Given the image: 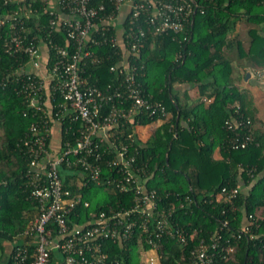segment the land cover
<instances>
[{
    "label": "trees",
    "instance_id": "16d2710c",
    "mask_svg": "<svg viewBox=\"0 0 264 264\" xmlns=\"http://www.w3.org/2000/svg\"><path fill=\"white\" fill-rule=\"evenodd\" d=\"M196 1L200 8L193 23L182 32L155 34L152 26L139 23L146 31L141 57L137 60L140 67L144 66L145 75L141 80L151 99L165 104L168 115L149 116L146 113L138 116L141 125L157 124L148 141H140L143 147L139 148L138 160L147 165V187L157 191L161 206L176 207L174 222L185 229L188 237L187 245H182L166 235L158 251L159 264L189 263L192 250L202 239L210 240L219 234L223 235V243L226 239L230 241L234 252L229 259L216 258L217 264H264V127L256 126L249 93L234 84L231 59L238 56L258 67L264 65V0ZM21 4L39 12L47 7L45 0H26ZM92 4L104 6L99 13L100 30L94 34L102 44L93 47L100 61L89 62L84 75L105 89L110 84H119L124 77L119 70H112L125 58L122 47L111 41L117 37V23L107 24L103 20L111 15L118 17L120 8L116 0H94ZM18 5L16 2L3 5L0 0V12L8 13ZM49 18V13L42 15L41 23L48 25ZM246 23L250 24L247 41L238 31V25ZM124 24L127 40L138 24L133 26L130 17ZM27 28L30 35L38 34L30 20ZM4 35L5 28L0 27V77L30 61L27 54L6 52ZM43 35L51 49L48 61L51 65L54 44L67 46L69 38L65 32L57 30L50 37ZM181 83H200L204 94H214L213 101L207 106L203 99L191 106L183 105L173 92L174 85ZM237 106H241L254 122V140L242 149L228 145L232 132L225 127V121L234 115ZM109 109L107 105L105 111ZM28 111L30 114L25 116ZM34 111L29 108L20 83L10 82L0 87V264L8 263L12 244L22 248L35 241L33 236L24 234L39 213L31 197L32 187L27 177L30 156L24 146V139L31 134L28 132L31 122L41 118L33 116ZM67 123L64 122L60 130L64 142L73 138L72 133L65 130ZM134 129L135 125L128 123L123 131ZM52 135L49 150L56 153L51 149ZM216 139L223 146L221 158L214 154ZM251 169L254 170L252 178L247 173ZM63 172L67 186L74 192H81L90 202L85 210L79 207L86 215L110 204L133 203L132 192L121 193L96 184L80 189L71 184L76 171L64 168ZM241 180L246 184L251 180V188L245 190ZM225 186H239L243 191L233 202L223 201L218 196ZM250 215L254 216L251 231L242 233L245 219L248 221ZM143 247L150 249L148 245ZM143 247L138 234L123 245L104 243V250L110 256L109 264H116V260L121 264H143Z\"/></svg>",
    "mask_w": 264,
    "mask_h": 264
},
{
    "label": "built area",
    "instance_id": "2783aa9c",
    "mask_svg": "<svg viewBox=\"0 0 264 264\" xmlns=\"http://www.w3.org/2000/svg\"><path fill=\"white\" fill-rule=\"evenodd\" d=\"M23 1L26 0H3V5L15 2L19 5L8 13L0 12V27L5 28L3 46L6 52L27 54L30 61L12 73L3 74L0 87H6L10 82L20 83L29 108L35 109L33 116L41 117L40 121L31 122L28 129L31 134L24 139L30 156L27 177L32 187L31 197L39 213L24 233L33 236L35 241L22 248L12 244L8 255L11 259L8 258L7 264H109L110 256L104 250V243L123 245L136 234L142 247H150L141 249L143 264H159L158 251L163 238L169 235L176 242L187 245V233L174 222L176 207L161 206L157 191L147 187V165L138 160L143 144L135 130L125 133L123 128L128 123L135 127L146 126L137 121L142 114L168 115L165 104L152 100L141 80L145 75L144 66L140 67L137 60L141 57L146 31L139 23L152 26L155 34L182 32L193 23L200 8L198 2L116 0L118 8L131 2L130 23L138 25L127 36L129 56L112 67L124 77L119 84H110L103 89L84 74L89 62L100 61L93 47L102 44L94 34L100 30L99 13L104 6L93 5L94 0H45L47 7L39 12L36 8H26L21 4ZM47 13L50 18L45 25L41 23L42 15ZM116 18L111 15L103 20L110 24ZM28 20L37 28L38 34L28 33ZM54 30L65 32L69 42L67 46L58 43L53 46L55 56L54 59L51 57V65L48 64L49 88L48 77L35 69L40 66L41 47L46 45L49 52L51 50L43 34L50 37ZM111 41L114 45L119 44L117 37ZM253 75L264 82V65L254 69ZM127 102L128 106L125 105ZM107 105L110 109L105 111ZM29 114V111L25 112V116ZM66 121L65 130L71 132L73 138L66 142L61 138L59 148L53 153L49 150V137L56 123L62 130ZM148 125L153 127L155 124ZM225 127L232 132L228 145L234 149L246 148L254 140V122L241 106H237L234 115L225 121ZM64 168L69 172L76 171L71 184L80 189L96 184L121 193L132 192V205L126 202L110 204L84 214L79 207L85 210L90 202L81 192H74L67 186ZM247 173L250 178L254 176L253 169ZM245 186L246 190L251 188V180ZM242 191L239 186H225L218 198L233 202ZM180 206L184 204L180 203ZM248 219L242 233L251 231L254 216L250 215ZM224 224L227 225V221ZM222 240L221 234L210 240L202 239L192 250L191 261L185 264H217L218 258L229 259L234 246L229 240L224 243ZM115 262L121 264L119 260Z\"/></svg>",
    "mask_w": 264,
    "mask_h": 264
},
{
    "label": "crops",
    "instance_id": "0c3cea01",
    "mask_svg": "<svg viewBox=\"0 0 264 264\" xmlns=\"http://www.w3.org/2000/svg\"><path fill=\"white\" fill-rule=\"evenodd\" d=\"M59 9V7L57 6ZM130 11H131V2H125L121 5L120 7V12L119 16L116 18V23H117V40L119 42L120 47L125 52V57L129 56V47L125 39V21L127 18L130 16ZM115 23V22H114ZM250 27V24L246 25H238V31L242 33L243 39L247 41V29ZM40 56H39V62L40 66L39 68H36V72L39 73L40 75H43L45 77H48V61H49V48L46 45H43L41 47V51H39ZM231 57V54H230ZM233 66H234V84H237L240 88L241 91H249V88L246 86L247 83L252 82V84H256L259 86L258 88L262 89V92L264 94V82H261L257 80L254 75H253V70L258 67V65L250 64L247 63L248 60L246 58H240L238 56H233L231 57ZM48 87L50 88L51 85V79L48 77L47 78V83ZM253 90H256V88H252ZM173 92L174 94H177L180 99L182 100L183 105H194L197 102H199L201 99H203L205 102V106L209 105L213 99H214V94H204L202 89L200 88V83L197 84H190V83H181V84H176L173 87ZM261 92V93H262ZM205 113H203V117ZM256 119V117H255ZM157 124H155L153 127L150 125L146 126H137L135 127V132L137 134V137H139V140L142 143H145L148 141L150 136L152 135L154 129L156 128ZM256 126H262L264 127V121H259L256 119ZM61 125L59 123H56L53 128V137H52V144H51V149L57 150L60 146V141H61ZM222 144L219 141V139H216V142L214 143V154L216 158H221L222 157ZM242 184V187L245 188V182L244 180H241L240 182ZM247 223V219H245V224ZM244 225V224H243ZM10 246V244H9Z\"/></svg>",
    "mask_w": 264,
    "mask_h": 264
},
{
    "label": "rangeland",
    "instance_id": "374dc122",
    "mask_svg": "<svg viewBox=\"0 0 264 264\" xmlns=\"http://www.w3.org/2000/svg\"><path fill=\"white\" fill-rule=\"evenodd\" d=\"M246 86L249 88L247 91L251 98V107L255 114V117L259 121H264V94L261 88H258L256 84H252V82L247 83ZM256 88L253 90L252 88ZM262 92V93H261Z\"/></svg>",
    "mask_w": 264,
    "mask_h": 264
}]
</instances>
